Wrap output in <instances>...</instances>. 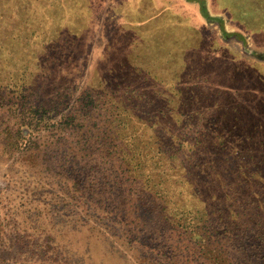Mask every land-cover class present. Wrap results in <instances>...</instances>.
<instances>
[{"label":"trees","instance_id":"trees-1","mask_svg":"<svg viewBox=\"0 0 264 264\" xmlns=\"http://www.w3.org/2000/svg\"><path fill=\"white\" fill-rule=\"evenodd\" d=\"M45 1L37 21L43 1L0 0V153L33 196L2 222L0 264H82L77 248L103 241L126 264H264V137L236 122L252 97L234 102L235 88L225 106L241 112L217 101L207 112L196 89L208 76L183 74L184 57L171 63L169 108L141 69L145 51L128 78L68 92L51 73L66 72L72 40L95 36L110 0ZM49 49L61 62L42 68Z\"/></svg>","mask_w":264,"mask_h":264},{"label":"rangeland","instance_id":"rangeland-1","mask_svg":"<svg viewBox=\"0 0 264 264\" xmlns=\"http://www.w3.org/2000/svg\"><path fill=\"white\" fill-rule=\"evenodd\" d=\"M41 1L39 8H31L34 16L38 17L37 21L42 15L45 17L49 8L48 1ZM206 1L207 5L200 0H110L96 24L95 36L76 38L77 41L71 39L73 49L67 51L69 56H65L63 63L66 72L61 74L58 69L59 74L51 75L58 80L69 81L71 87H67L68 92L79 93L85 86L102 84L104 79H112L111 83H115L124 74L128 78L127 70L136 67L139 54L145 51L148 53L144 59L146 65L141 69L146 68V74L152 72L149 79L155 78L150 80L153 83L151 91L164 99L159 103L167 102L169 108H173L175 102L168 99L172 90L167 89L174 82L169 75L171 63L189 57V68L183 74L194 72L202 78H207L203 76L206 75L210 81L207 87L203 84L196 89L206 103L207 112L217 101L219 112L234 114L238 109L231 108V105L226 108L225 103L230 97H237L235 88L243 95L234 98V102L252 97L254 104L243 107L242 112L239 109L241 114H236L242 117L236 122L249 132L254 131L255 140L260 142L264 137V0ZM50 2L53 4L55 1ZM31 9L29 12L32 14ZM36 24L33 23V28ZM89 25L95 26L87 23ZM60 39H63L61 35ZM49 50V55L45 53V56L34 60L42 68L45 63L56 65L61 62L52 58L51 52L54 55L55 50ZM161 66L164 69H160ZM158 70L161 74L157 73ZM40 74L37 73L36 77L40 78ZM255 81H258V86ZM214 93L218 95L214 96ZM253 93L259 95L254 97ZM260 104L263 107H258ZM3 139L0 134V145ZM25 184L22 173L10 161L9 154L0 153V227L2 222L10 227L15 224L17 213L23 216L20 208L23 200L33 199ZM105 242L108 246L107 241L94 243L91 253L81 244L77 249L82 253L79 254L82 264H94L91 258L102 264H126L128 259L123 257L122 251L110 253L101 250V244ZM93 251L96 258H90Z\"/></svg>","mask_w":264,"mask_h":264}]
</instances>
